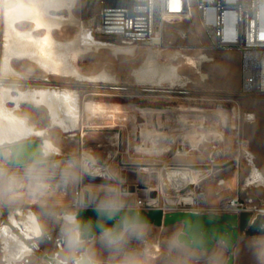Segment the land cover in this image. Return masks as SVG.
Wrapping results in <instances>:
<instances>
[{
	"label": "rangeland",
	"instance_id": "374dc122",
	"mask_svg": "<svg viewBox=\"0 0 264 264\" xmlns=\"http://www.w3.org/2000/svg\"><path fill=\"white\" fill-rule=\"evenodd\" d=\"M15 6L17 0H0V28L5 23L6 8ZM99 9L98 0H75L71 14L77 22L83 23L84 32L91 33L97 40L127 46L119 39L103 37L96 32ZM51 13L68 17L70 12L62 9L51 10ZM31 25L29 22L17 23V28L28 30L32 28ZM1 30L2 28L0 39ZM80 31L78 25L62 24L53 28L52 32L57 41L70 42L79 37ZM35 33L42 36L45 30L40 29ZM199 44L205 45L206 38L195 19L185 22L172 19L163 25L159 47L134 43L129 45L134 46L133 50L126 54L114 53L115 50L111 47H92L90 51L82 52L75 60L70 61L84 76L105 73L112 77L113 82L106 83L50 75L36 63L14 59L13 66L22 78L3 77L0 73V100L1 86L10 88L13 94L17 90L45 88L77 94L78 123L69 132H64L51 121L48 109L44 106L26 103L19 110L11 112L25 118L36 130L44 131L41 136H33L32 142L47 139L65 156L85 150L94 154L105 176L117 174L122 179L123 189L130 193V202L134 203L136 199L155 200L158 206H162L165 199H177L179 195L192 189L193 186L188 182L166 181L164 173L167 169L149 175L132 172L134 165L132 161H128V152L132 151V146H135L136 153L142 155L143 147H150L149 139L165 135V147H162V151L146 154L151 155V168H160L166 156L171 154L172 161L187 158L190 164L185 168L196 171L197 187L205 192L210 204H217L234 196L252 198L255 203H259L264 199V183L249 185L245 181L250 177L253 164L264 175V94L244 96L240 93L239 52L185 49ZM150 52L157 53L158 62L175 65L178 76L173 82L139 84L135 71L143 65ZM202 56L206 59L201 58ZM6 104L16 107L12 106V102ZM143 106L150 107L151 110L138 109ZM238 110L243 114H253L254 119L248 121L242 116L238 117ZM233 115L235 119H231ZM132 121L150 122L156 129L147 133L149 137L145 140L138 136L133 143L127 137V127ZM227 122L230 123L226 125ZM199 130L206 133V138L199 144L197 151L190 150L194 142H187V139H192L193 133ZM215 130L221 135L223 132L224 141L218 139ZM184 134L186 138L183 137ZM241 140L247 142L248 149L239 152L237 142ZM246 151L251 152V157ZM136 165L137 168L139 164ZM220 180L222 185L218 186L217 182ZM112 182L100 177L85 176L77 187L83 189L88 185L99 186ZM129 187H133L134 191L130 192ZM73 192L74 189L69 188L65 199L71 200ZM89 207L94 205L90 203ZM168 209L169 212L177 211L174 206H168ZM16 210L22 212L17 217L18 220H23L27 212L32 211L28 205L0 207V223L8 222L7 217L14 216L13 212ZM14 232L19 234L17 230ZM31 242H34L33 239L25 243L30 247ZM35 242L38 249L30 251V255L25 257L26 264L47 262L44 256H52L59 247L55 232L49 234L46 240ZM131 247L141 259L150 264H202L176 249L178 242L175 228L151 226L143 237L132 242ZM3 248L1 243L0 264H6ZM233 254L234 264H264V235L242 236ZM226 258L227 250L224 251L223 264ZM15 264H25V261L17 258Z\"/></svg>",
	"mask_w": 264,
	"mask_h": 264
},
{
	"label": "clouds",
	"instance_id": "9594fccd",
	"mask_svg": "<svg viewBox=\"0 0 264 264\" xmlns=\"http://www.w3.org/2000/svg\"><path fill=\"white\" fill-rule=\"evenodd\" d=\"M27 121L5 122L0 127V207L28 205L40 226L33 241L46 240L55 232L59 247L41 264H143L131 247L151 227L117 174H105L91 152L65 156L41 142L29 150L32 137ZM85 176L101 177L112 183L88 185L65 199ZM94 205L95 220L80 213ZM18 247V246H17ZM35 247V243L33 244ZM15 264L18 252L8 253Z\"/></svg>",
	"mask_w": 264,
	"mask_h": 264
},
{
	"label": "bare ground",
	"instance_id": "6f19581e",
	"mask_svg": "<svg viewBox=\"0 0 264 264\" xmlns=\"http://www.w3.org/2000/svg\"><path fill=\"white\" fill-rule=\"evenodd\" d=\"M73 1L74 0H17V6L6 8L4 12L5 23L1 26L0 39V69H2L0 73H2L3 77L22 78L21 74L14 68L13 61L14 59H25L36 63L39 68L50 75L72 76L78 81L88 82L105 81L111 78L105 73L89 77L84 76L71 65L70 61L75 60L78 54L90 51L92 47H111L115 50L114 53H130L134 46L129 45L134 43L125 44L127 46L118 45L108 41L97 40L92 35H79L78 38L70 42L57 41L53 36V28H58L64 23H75L80 25L81 21L77 22L71 14ZM62 9H66L70 12L68 17L51 13V10L59 11ZM17 21L33 22L35 25L34 29L20 30L17 28V25H14V22ZM40 29L45 30V34L42 36L35 33ZM157 41L158 39L147 44L152 45ZM159 46H161V43L158 41V47ZM156 54V52H150L143 65L135 71L139 84L158 85L162 81L173 82L174 78L178 76L175 65L169 62L166 64L158 62ZM201 58L206 59L204 56ZM78 100L77 94L73 92H61L56 89L17 90L16 93L13 94L9 89L2 88L0 127H2L5 122L12 124H23L25 122V118L18 117L14 112H11L14 107H9L5 103L12 102V106H17V110L25 103H35L36 106H44L50 110L53 122L62 124L64 119H68L66 115H69V111L72 110L73 107L77 108ZM246 116L247 119L253 118L252 114H246ZM65 128H70V122L68 124L67 122L65 123ZM30 131H32L31 128ZM32 132L35 133L34 131ZM214 133L220 141H224L223 132L222 135L217 130H215ZM185 135L186 134H184L183 137L186 138ZM193 137H195V140ZM205 138L206 133L204 131L199 130V132L193 133L192 139H187V142H190V140L194 142L193 147L190 146V150L197 151L199 144L205 140ZM41 142L45 143L50 150H59L47 139ZM247 149L248 144L246 142L244 148L239 149V152ZM246 154L249 157L252 155L250 151H246ZM195 172V170L190 168H169L166 173H164V178L166 181L170 182L181 180L196 185ZM245 182H248L249 185L253 183L256 184V182L264 183V175L259 172L253 164L250 177ZM193 201L194 200L190 196L179 195L177 199H165L164 203L168 206H176L180 203H193ZM12 217L14 225L19 227L20 231L23 233L21 235H25L29 240L39 235L40 226L32 211H28L23 220H18L15 216ZM1 236L4 241L5 253L15 250L18 252V257H21L24 252L31 251L29 245H26L22 240H19L15 235L11 234L7 227L2 229ZM6 259L8 261L6 264H10L8 254Z\"/></svg>",
	"mask_w": 264,
	"mask_h": 264
},
{
	"label": "built area",
	"instance_id": "2783aa9c",
	"mask_svg": "<svg viewBox=\"0 0 264 264\" xmlns=\"http://www.w3.org/2000/svg\"><path fill=\"white\" fill-rule=\"evenodd\" d=\"M98 1L100 9L96 32L103 37L119 39L122 44L149 43L156 39L161 43L163 25L166 21L175 19L185 22L195 19L203 30L206 44L185 49L239 52L240 93L244 96L264 94V0ZM158 41L154 45H158ZM237 116H242L248 121L254 119V115L252 119H247L246 113H240L239 110ZM231 119H235V115ZM232 129L235 130L236 127L233 126ZM245 144L243 140L237 142L239 149L244 148ZM185 167L168 166L167 169H187ZM221 182L218 181L217 185H222ZM189 185L193 187L184 195L190 196L194 201L174 206L177 211L199 214H241L248 211L252 213L251 220L258 214L264 216V199L255 203L252 198L234 196L217 204H210L205 192L197 187V183ZM80 190L82 188L77 186L74 189L75 192ZM134 203L138 204L139 209L159 208L165 213L170 211L168 205L164 203L158 206L155 200L137 199ZM10 217H7V224L0 223V226H9ZM12 229L20 233L19 229ZM36 244L30 243L32 250L38 249Z\"/></svg>",
	"mask_w": 264,
	"mask_h": 264
},
{
	"label": "water",
	"instance_id": "95a60500",
	"mask_svg": "<svg viewBox=\"0 0 264 264\" xmlns=\"http://www.w3.org/2000/svg\"><path fill=\"white\" fill-rule=\"evenodd\" d=\"M38 144L40 142H31L29 150ZM129 191L133 192L134 188L129 187ZM140 212L149 220L151 226L169 227L181 224L176 239L190 249L210 252L216 243L222 242L227 250V258L224 264H234L233 250L242 236L264 235V216L258 214L251 220L252 213L248 211L241 214H199L190 211L165 213L159 208H154L140 209ZM16 213L21 214L20 211ZM80 215L84 219L92 217L95 220L96 218L93 208L83 210ZM50 258L49 255L44 256L47 262Z\"/></svg>",
	"mask_w": 264,
	"mask_h": 264
},
{
	"label": "crops",
	"instance_id": "0c3cea01",
	"mask_svg": "<svg viewBox=\"0 0 264 264\" xmlns=\"http://www.w3.org/2000/svg\"><path fill=\"white\" fill-rule=\"evenodd\" d=\"M74 2H75V0L73 1V5H74ZM22 22H25V21H17V22H14V25H17V23H22ZM65 24L72 25V24H75V23H65ZM65 24H63V25H65ZM32 25H31L32 28L30 30H33L34 29V26L35 25H34L33 22H32ZM75 25H78V24H75ZM78 26L81 29L80 35H92L89 32H84L85 30H84V26H83V23L82 22H80V25H78ZM109 81L110 82H113L112 77L110 79H108V80L99 81V82L100 83H106V82H109ZM147 85H151V84H147ZM1 88H5V87H2L1 86ZM5 89H7V88H5ZM0 106H1V100H0ZM38 107H41V106H38ZM138 109H140V110L141 109H144V110L149 109V110H151L150 107H147V106L138 107ZM16 110H17V106L14 107V109L12 111L15 112ZM77 111H79V109L73 107L72 110L69 111V115H66L68 119H64L63 122H62V124H60V123L53 122L51 112L48 109L49 117H50L51 121L57 127L61 128L64 132H69V131H72L74 128H76V125L78 123ZM24 120L27 121L26 119H24ZM66 122H67V124L70 122V128H67V129L65 128V123ZM128 126L129 127H127V129H128L127 130V137H128V139L131 138V140H132L133 143H134V140H136L138 136H140L141 139L145 140L146 138L149 137L146 134L149 133V132H151L152 130L156 129L155 126H152V124L150 122H148V123L147 122L136 123V122L132 121V122H130V124H128ZM30 128H31L32 131L35 132V135L34 136H41L44 133L43 130H36L31 125H30ZM164 136L165 135L160 136L157 139H149L148 140V143H149L150 147H143L144 153H142V155H139L138 153H136L135 146H132V151L131 152H128V161H132V163L134 165L133 168H132V172L133 173H138V174H143V175L144 174H148L149 175L151 173L152 174H157L158 172L160 173L161 171H165L168 166H186V165H189L190 164L189 159H187V158H182L180 160L172 161L173 160L172 159L173 156H171L172 155L171 154L169 156H166V158L162 162V165H161L160 168H151V163H150L151 155H146V154L147 153H150V152H159V151H162V147H165V139H166V136L165 137ZM136 164H139L137 168L135 167V166H137ZM140 164H142V167L140 166ZM150 169H152L153 171H149ZM157 169L159 171H157ZM17 211L18 210H16V211L13 212L14 213V216H16V217H17V215H16V212ZM18 216H20V215H18ZM12 218L13 217L11 216L10 219H11V224L13 226L11 224L9 226L8 225H1L0 226V230L2 231V229L4 227H7L10 230L11 234L15 235V237H17L19 240H24L25 242L26 241H29V239L26 238L25 235H21L23 233L20 231V228L19 227H17V226L14 225ZM12 228L19 229V231H20L19 235L15 234V232H14V230ZM165 228H175V237H176L178 235V233L180 232L181 224H176V225L169 226V227H165ZM1 231H0V244L2 243L4 245V241H3L2 236H1ZM30 240H32V239H30ZM176 241H177V239H176ZM25 244L27 245V243H25ZM176 249L179 250L181 253H183V255L185 254V256H189L194 261H196V262H202V264H223L224 251L226 250V246L222 242H218V243H216V245H215V247H214V249L212 251H210V252H203V251H199V250L190 249V248H188V247H186L183 244H181V243L178 242V247H176ZM3 251H5L4 248H3ZM163 251H166L167 252V250H163ZM31 252H33L32 249H31ZM7 254H8V251L4 255V261L6 263H8V261L6 259ZM168 254H170V250H168ZM28 255H30L29 252H24V254H23L22 257H26ZM142 261H143V264H150L149 261H146L144 259H142Z\"/></svg>",
	"mask_w": 264,
	"mask_h": 264
},
{
	"label": "flooded vegetation",
	"instance_id": "af4514ba",
	"mask_svg": "<svg viewBox=\"0 0 264 264\" xmlns=\"http://www.w3.org/2000/svg\"><path fill=\"white\" fill-rule=\"evenodd\" d=\"M21 213H22V212H21ZM16 215H19V214L16 213Z\"/></svg>",
	"mask_w": 264,
	"mask_h": 264
}]
</instances>
